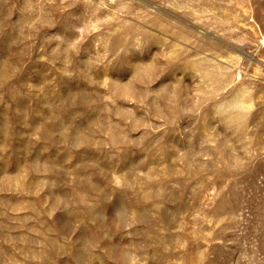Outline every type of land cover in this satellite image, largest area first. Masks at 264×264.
Returning a JSON list of instances; mask_svg holds the SVG:
<instances>
[{
    "label": "rangeland",
    "instance_id": "1",
    "mask_svg": "<svg viewBox=\"0 0 264 264\" xmlns=\"http://www.w3.org/2000/svg\"><path fill=\"white\" fill-rule=\"evenodd\" d=\"M0 264H264V0H0Z\"/></svg>",
    "mask_w": 264,
    "mask_h": 264
}]
</instances>
